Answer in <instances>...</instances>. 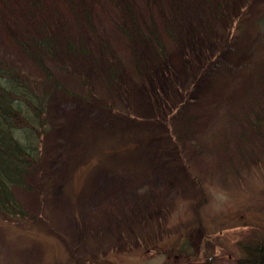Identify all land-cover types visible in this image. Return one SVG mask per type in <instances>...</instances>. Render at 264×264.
I'll return each mask as SVG.
<instances>
[{
	"label": "rangeland",
	"instance_id": "374dc122",
	"mask_svg": "<svg viewBox=\"0 0 264 264\" xmlns=\"http://www.w3.org/2000/svg\"><path fill=\"white\" fill-rule=\"evenodd\" d=\"M221 1L0 0V57L51 92L0 264H238L264 236V0ZM44 27L78 47L44 61L69 92L20 44Z\"/></svg>",
	"mask_w": 264,
	"mask_h": 264
},
{
	"label": "trees",
	"instance_id": "16d2710c",
	"mask_svg": "<svg viewBox=\"0 0 264 264\" xmlns=\"http://www.w3.org/2000/svg\"><path fill=\"white\" fill-rule=\"evenodd\" d=\"M208 1L213 3L212 12L215 18L225 19L228 16V13L225 12L224 2L221 0ZM208 27H210L209 24ZM122 29L128 37L126 27L123 26ZM40 30L39 36L29 35L28 40L20 41V43L22 42L23 44H21L26 47H24L26 53L40 63L46 76L50 79L53 77V82L56 83L54 72L44 62L45 58L48 56L49 59L57 62L66 50L75 52L78 47L69 38L63 39L65 43L60 41V38L50 28L44 27ZM151 30L149 28L148 33H145L140 29V32L142 36H147L153 34ZM152 40L156 44V50L159 51L160 47L162 49L160 51L164 53L161 40L158 37H154ZM31 41L34 45L28 46V42L31 43ZM101 45L105 51L106 46L109 48L103 41H101ZM82 50L81 48L80 52ZM109 57L110 55L106 58L108 63L111 60ZM236 62L239 60L234 58L227 63L232 66ZM108 71L113 73L116 69L112 68ZM21 72L20 68L7 63L0 57V209L8 215L17 217L24 216L26 212L19 201L15 199L14 188L17 186L26 187L27 174L40 163L41 130L48 116L46 113L50 100H48L47 91L40 94ZM86 80H82V86L85 87L87 95H93L94 89ZM258 120L259 125L263 128L264 120L262 121V118ZM240 253L241 257L238 258V261L236 260L238 264H264V236H255L253 242L244 243Z\"/></svg>",
	"mask_w": 264,
	"mask_h": 264
},
{
	"label": "bare ground",
	"instance_id": "6f19581e",
	"mask_svg": "<svg viewBox=\"0 0 264 264\" xmlns=\"http://www.w3.org/2000/svg\"><path fill=\"white\" fill-rule=\"evenodd\" d=\"M22 43V42H21ZM20 43V44H21ZM23 44V43H22ZM21 44V45H22ZM61 44H62V42H61ZM34 44H33V42L31 41V43L30 42H28V46H33ZM22 47H25V46H23L22 45ZM26 48V47H25ZM24 48V50H25V52H26V49ZM82 55V58H87L88 56L87 55H89V51H83V52H81V53H78L77 54V56H79V55ZM80 55V56H81ZM77 56H75L74 55V57H77ZM72 58L73 57H69V56H66V54H64V55H61V57H59V61L57 60V65L60 67V68H63V69H67V70H72L73 68H72V63L74 62V60H72ZM130 60H132V62H133V64H139L140 62V60H139V58L137 57V58H135V57H133V58H131ZM114 61L111 59L110 60V66H109V68L108 69H116V71L115 72H110V71H108V72H106L105 73V81L108 83H111L112 81H113V77L115 76H117V74L119 73V71H118V69H120L121 68V66H119V64L118 65H114V63H113ZM67 64V65H66ZM118 68V69H117ZM21 70V69H20ZM22 71V70H21ZM24 71H22L21 73H22V75L24 76V77H26L27 78V76L25 75V73H23ZM77 77H78V79H79V81L82 83V80H85L86 78L83 76V75H80V73H76L75 74ZM54 77H55V79L57 80V82L55 83V82H53L54 81V79H53V77H51V79H50V81L53 83V87H54V89L55 90H64L65 92H69V87L67 86V85H65L63 82H61V80L59 79V77L56 75V74H54L53 75ZM119 78H120V76H119ZM118 78V79H119ZM28 79V78H27ZM34 79H36V78H34ZM29 80V79H28ZM86 81H88V80H86ZM83 87V86H82ZM84 89H85V87H84ZM86 90V89H85ZM84 90V91H85ZM42 91H47V88H46V86H44V88L42 89ZM48 100L51 98V92H48ZM50 101V100H49Z\"/></svg>",
	"mask_w": 264,
	"mask_h": 264
}]
</instances>
